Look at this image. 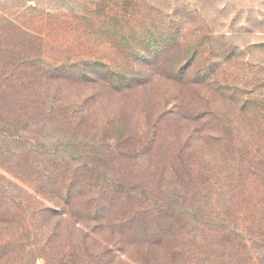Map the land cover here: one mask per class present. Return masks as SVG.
Listing matches in <instances>:
<instances>
[{
	"label": "rangeland",
	"instance_id": "1",
	"mask_svg": "<svg viewBox=\"0 0 264 264\" xmlns=\"http://www.w3.org/2000/svg\"><path fill=\"white\" fill-rule=\"evenodd\" d=\"M132 1L135 9H131ZM112 5L119 15L124 11L134 17L129 26L175 31L174 43L167 45L159 39L162 55L170 64L193 57V74L181 81L156 72L137 89L116 95L92 83H68L58 75L44 77L50 105L65 109L67 122L75 126L86 116L96 128L113 120L129 122L130 131L136 133L129 141H120L119 132L108 133L121 148L118 161L111 160L109 181L134 189L137 202L152 196L155 205H178L196 194L198 202L215 207L230 223L241 218L263 227L264 0H0V27L10 28L2 23L7 17L47 38L50 53L57 42L63 49L84 43L94 56L108 58L114 36L125 23L110 17L107 7ZM197 71L202 74H194ZM174 108L173 115L170 109ZM201 112L211 113L220 125L239 128L235 141L199 140L198 134H191L204 123L198 118ZM26 190L34 193L32 188ZM96 193L91 192L95 201ZM40 200L46 207L57 208L59 214L65 207L55 194L47 193ZM108 205L111 214L107 217L102 215L101 204V213L95 216V204L83 224L77 222L78 212L73 220L81 223L82 234L105 238L116 246L114 252L120 256L116 264L185 262L168 258L172 244L144 257L140 246L126 242L134 235L131 227L138 226L131 224L139 223L143 214L129 211L127 200L121 204L108 201Z\"/></svg>",
	"mask_w": 264,
	"mask_h": 264
},
{
	"label": "trees",
	"instance_id": "2",
	"mask_svg": "<svg viewBox=\"0 0 264 264\" xmlns=\"http://www.w3.org/2000/svg\"><path fill=\"white\" fill-rule=\"evenodd\" d=\"M115 7H107L110 17L125 23L113 34L115 45L108 58L94 56L84 43L63 49L54 41L58 45L50 53L47 38L2 18L10 28L0 27V264L119 263L115 245L82 234L80 228L83 218L92 216L95 204V216L101 213V204L102 215L107 217L111 214L108 201L121 204L126 200L129 211L143 214L139 223L131 224L138 226L131 227L134 235L126 242L140 246L146 258L153 249L172 244L168 258H182L183 264H262L264 226L241 218L230 223L215 207L198 202L196 194L178 205H155L152 196L137 198V202L134 189L109 181L111 160L118 161L121 148L108 133L119 132L120 141H129L136 134L130 131L129 122L113 120L96 128L86 116L75 126L67 122L65 109L50 105L44 77L58 75L68 83H92L116 95L137 89L156 72L181 81L193 74V57L170 64L163 56L159 39L170 45L176 41L175 31L129 26L134 17L124 11L119 15ZM175 110L170 112L174 115ZM49 118L51 122L46 123ZM198 118L204 123L191 134H198L199 140L220 137L233 142L239 135V128L216 123L211 113L201 112ZM49 186L55 188L48 190ZM93 191L98 193L93 194L98 195L96 201L91 197ZM47 193L65 205L61 214L41 204ZM76 212L81 223L73 220ZM122 222L120 226L125 227ZM77 224L79 229H74Z\"/></svg>",
	"mask_w": 264,
	"mask_h": 264
}]
</instances>
